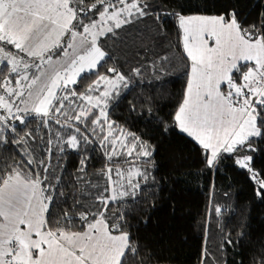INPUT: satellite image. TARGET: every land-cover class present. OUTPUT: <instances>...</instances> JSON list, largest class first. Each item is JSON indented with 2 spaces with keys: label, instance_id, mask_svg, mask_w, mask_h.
Returning a JSON list of instances; mask_svg holds the SVG:
<instances>
[{
  "label": "snow or ice",
  "instance_id": "6c2138e0",
  "mask_svg": "<svg viewBox=\"0 0 264 264\" xmlns=\"http://www.w3.org/2000/svg\"><path fill=\"white\" fill-rule=\"evenodd\" d=\"M253 7L246 24L231 0H0V264H144L129 218L160 184L155 145L110 116L142 73L113 64L106 45L148 17L160 34L175 21L187 78L156 131L194 143L210 192L231 160L264 201V0ZM96 153L103 166L90 173ZM73 155L79 196L65 194ZM223 212L210 199L199 264H243L226 259L242 229L233 239L221 227L216 252L207 247L209 220ZM250 251L249 264H264V241Z\"/></svg>",
  "mask_w": 264,
  "mask_h": 264
},
{
  "label": "trees",
  "instance_id": "16d2710c",
  "mask_svg": "<svg viewBox=\"0 0 264 264\" xmlns=\"http://www.w3.org/2000/svg\"><path fill=\"white\" fill-rule=\"evenodd\" d=\"M150 2L160 4L161 0ZM231 2L241 13L242 21L246 24L256 21L257 11L253 7L256 0ZM106 47L113 58L112 63L121 66L125 73L130 74L137 66L141 67L142 73L138 78L133 77L110 116L128 131L155 145L156 177L160 184L157 191L146 194L151 197L147 203L132 206L129 218L144 264H199L210 199L222 206L224 212L219 224L214 215L209 220L208 249L216 252L221 227L231 232L233 239L242 229L248 233L247 237L239 250L228 251L226 259L249 264L250 246L264 241V201L253 196L252 184L233 167L231 160L222 162L221 171L214 177L215 192H210L213 177L205 169L194 143L183 135L162 137L156 131L159 120L168 119L175 111L186 85L185 57L175 21L166 24V31L160 34L152 17H148L144 22L121 30L119 37L109 40ZM160 57L167 60L158 61ZM152 61L163 63L166 71L153 67ZM89 82L85 80L81 87ZM133 106L135 111L131 110ZM102 166L99 153H96L89 172ZM75 167L73 155L67 162L68 174L64 177V183L68 185L65 194L69 196H79L72 187ZM256 167H264V159H259ZM68 203L71 204V199ZM139 259L130 257L129 264H139Z\"/></svg>",
  "mask_w": 264,
  "mask_h": 264
}]
</instances>
